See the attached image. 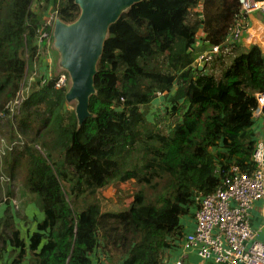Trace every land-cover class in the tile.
Wrapping results in <instances>:
<instances>
[{"label": "trees", "instance_id": "trees-1", "mask_svg": "<svg viewBox=\"0 0 264 264\" xmlns=\"http://www.w3.org/2000/svg\"><path fill=\"white\" fill-rule=\"evenodd\" d=\"M47 12L68 23L80 9L74 0H0L2 119H9L7 105L38 58L37 36L52 34ZM239 18V0L131 5L109 26L91 116L80 125L67 108L69 84L54 89V72L53 80L32 79L16 124L27 142L0 157V172L7 173L0 175L23 173L27 203L42 218H32L24 238L4 202L0 264H93L99 250L106 260L100 264H163L161 252L180 236V217L193 211L195 195L213 192L231 165L253 166L261 48L233 42L205 70L192 67L199 30L203 44L224 48ZM158 92L167 102L151 112ZM130 181L139 186L127 207L103 210L99 193ZM20 219L31 227L27 215Z\"/></svg>", "mask_w": 264, "mask_h": 264}, {"label": "built area", "instance_id": "built-area-1", "mask_svg": "<svg viewBox=\"0 0 264 264\" xmlns=\"http://www.w3.org/2000/svg\"><path fill=\"white\" fill-rule=\"evenodd\" d=\"M240 18L227 37L224 48L218 45L203 44L195 55L192 67L205 70L209 61L226 53L228 46L239 42L248 23L247 15L259 13L264 17V0H239ZM50 25L54 13H48ZM249 39L257 44L264 54V20L257 21L253 27H248ZM49 37L48 32L41 30L38 43ZM194 51V50H193ZM64 74L55 79L54 87L62 89ZM46 81L53 80L47 74ZM19 93V92H18ZM157 95H161L159 92ZM256 106L252 110L256 143L251 160L253 166L241 170L237 165H231L229 175H225L217 188L208 194L195 193L196 209L194 211V227L191 231L181 234L184 254L194 250L197 256L211 264H264V243L256 240L257 231L252 227V211L258 203L264 212V91L255 93ZM22 102L18 97L7 105L14 113ZM19 111V110H18ZM3 114L0 112V120ZM11 147H9L10 149ZM4 151L0 150V154ZM177 264H182L178 261Z\"/></svg>", "mask_w": 264, "mask_h": 264}, {"label": "water", "instance_id": "water-1", "mask_svg": "<svg viewBox=\"0 0 264 264\" xmlns=\"http://www.w3.org/2000/svg\"><path fill=\"white\" fill-rule=\"evenodd\" d=\"M141 0H74L80 12L72 22L55 17L52 47L58 64L69 75L66 102L76 101L74 111L80 125L91 116L89 98L95 92L94 76L109 26L131 5Z\"/></svg>", "mask_w": 264, "mask_h": 264}, {"label": "rangeland", "instance_id": "rangeland-1", "mask_svg": "<svg viewBox=\"0 0 264 264\" xmlns=\"http://www.w3.org/2000/svg\"><path fill=\"white\" fill-rule=\"evenodd\" d=\"M33 9L36 11L37 7L35 6V4L32 5ZM49 12H47L44 17H43V21H47L48 20V16H46ZM261 20V19H260ZM37 39H39V36H37ZM44 42H46L48 44V46H50V48L53 50L52 47V38L49 35L47 40H44ZM241 44V41L239 42ZM49 48V47H48ZM197 52V50L193 51V55H195V53ZM37 61V60H36ZM35 64V63H34ZM28 67V71L25 75L24 78V82L21 84L20 89H19V95L20 98H22V101L24 98H26L27 92H30L29 87L31 86V83L33 80H35V78H39L40 76H42L43 74H40L39 70H38V66L34 65ZM54 66L57 67L56 64H54ZM50 71H48V75L50 78H53V72L55 74H57V79H59L62 74H64V84H65V80L66 83L68 84V75L63 71V72H55L57 71L56 68L54 67L53 69L50 67ZM55 70V71H54ZM61 75V76H60ZM33 79V80H32ZM157 97V96H156ZM159 97V96H158ZM162 99L160 98L159 100L154 99L151 102V106H150V111L151 112H156L159 111V109L161 110V108H159V101H161ZM76 104V101L73 100L71 102L67 103V108L72 110L74 109ZM18 110L19 108L14 111V113L9 115V119L4 118L0 121V150H3L4 153L0 154V157L3 155L4 157H6L8 155V153L10 151L9 147H13L17 144L22 145L24 142H27V139L24 138L23 136L19 135L16 131V124L18 121ZM162 111V110H161ZM160 111V112H161ZM8 121V122H6ZM9 123V124H8ZM16 134V138L15 139H10L11 135ZM38 147V146H37ZM14 148V147H13ZM4 173L7 175V173L5 172H0ZM5 175H0V199H1V203H0V215L2 210H4L6 208L7 203L4 202H8L10 203L9 208L15 211V220L16 223L18 225L19 230L21 231V235L25 238V232H30V230L33 229L35 222H30L32 221V218L36 217L37 220H40L41 217V212L39 211V209L35 206L34 203H27V196L24 195V193H26V190L24 189V184H23V173L22 172H18V174L15 175V177H13V179H9V178H5ZM118 183H114L113 185H117ZM139 185L137 184V187ZM136 187V188H137ZM112 189H110V191H112ZM10 191L11 194L10 197L8 198L6 195V192ZM118 195V196H117ZM116 195V199L113 198L112 195L108 196V199L102 196L101 193H99V200L101 201L102 204V208L103 210H116L119 208H125L127 207V205L130 202V192L127 193V195H125L124 193H122L121 197H119L120 194ZM27 203V204H26ZM27 215V218L30 222L31 227H28L26 224L23 223V221L20 219V217L22 218V216Z\"/></svg>", "mask_w": 264, "mask_h": 264}, {"label": "crops", "instance_id": "crops-1", "mask_svg": "<svg viewBox=\"0 0 264 264\" xmlns=\"http://www.w3.org/2000/svg\"><path fill=\"white\" fill-rule=\"evenodd\" d=\"M261 19V20H260ZM246 22L248 23L247 28L244 29L243 35L240 39L241 41V45L244 48H248L250 47L252 44H254L253 41H251L249 39V31H248V27L250 29V27H253L257 24V21H263L264 17L262 15H260L259 13H253L250 15H247V17L245 18ZM202 37H203V31L199 30V32L197 33V41L195 44V48L194 50H199L201 48H203V41H202ZM39 45V55L37 58V61L35 62L34 65L38 66V70L40 72V74L43 75H47L51 69L50 67L53 69L54 67L56 68L57 71L55 72H63L62 68L59 66L58 64V55L55 51H53L50 46H48V44L45 42L44 43H38ZM49 47V48H48ZM54 64L57 65L54 66ZM42 75V76H43ZM159 96V97H158ZM162 99L161 101H159L160 105H164L165 102H167L165 100V98L163 97V95H157L156 98L154 99ZM161 110L159 109L158 112H160ZM155 112V111H154ZM157 112V111H156ZM137 187V184L134 182H126V183H118L117 185H111L108 188L104 189L102 191V196L108 199L107 195L110 196L112 195L114 199H116V195L120 194L119 197L123 196L121 195L122 193H124L125 195H127L128 192L131 193L133 192V190ZM112 191H110V189H112ZM118 196V195H117ZM131 196H130V201H131ZM196 207H194L193 211L189 214H184L180 217V225H181V234H185L186 232H189L193 229L194 227V211H195ZM251 225L254 229H256L257 234H256V240L264 243V212L261 209V203H258L256 205V207L253 209L252 211V216H251ZM181 234L178 238H176L174 241L170 240V246L168 248H165L162 250L161 252V261L163 264H177L178 261H181L182 264H211L209 261H204L202 259H200L196 252L194 250H187L186 253L184 254V250L182 248V238H181ZM97 257L99 259V261H93V264H100L102 262H106L105 260V256L103 254V252L101 250L97 251ZM96 257H94L93 259H95Z\"/></svg>", "mask_w": 264, "mask_h": 264}, {"label": "clouds", "instance_id": "clouds-1", "mask_svg": "<svg viewBox=\"0 0 264 264\" xmlns=\"http://www.w3.org/2000/svg\"><path fill=\"white\" fill-rule=\"evenodd\" d=\"M54 19H55V17H54ZM44 21H45V20H44ZM53 21H54V20H53ZM42 43H44V44H45V42H44V41H43ZM66 74H67V72H66ZM46 77H47V75H44V78H45V80L47 79ZM53 85H54V84H53ZM67 86H68V84H67ZM67 86H66V87H67ZM68 87H69V86H68ZM54 89H56V90H61V89H58V88H55V87H54ZM62 89H63V88H62Z\"/></svg>", "mask_w": 264, "mask_h": 264}]
</instances>
